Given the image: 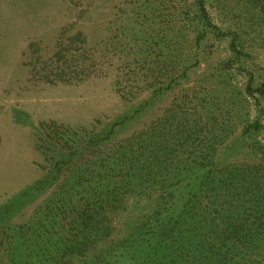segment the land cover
<instances>
[{
    "label": "rangeland",
    "instance_id": "rangeland-1",
    "mask_svg": "<svg viewBox=\"0 0 264 264\" xmlns=\"http://www.w3.org/2000/svg\"><path fill=\"white\" fill-rule=\"evenodd\" d=\"M204 1L215 25L241 33L238 56L231 35L204 23L200 0H0V264L14 263L15 231L57 189L40 180L61 124L117 123L114 143L150 136L160 158L193 165L164 192L131 194L113 214L111 239L174 191L199 197L195 213L201 204L222 227L229 211L235 223L253 222L255 189L264 193V96L246 89L264 84V38L247 24L245 0ZM204 165L222 182L218 192L207 180L193 186ZM240 249L264 261L249 242Z\"/></svg>",
    "mask_w": 264,
    "mask_h": 264
},
{
    "label": "trees",
    "instance_id": "trees-1",
    "mask_svg": "<svg viewBox=\"0 0 264 264\" xmlns=\"http://www.w3.org/2000/svg\"><path fill=\"white\" fill-rule=\"evenodd\" d=\"M245 1L238 6L245 10L246 20L250 16L247 24L252 21V28L264 38V0ZM199 6L207 26L219 35H231V48L238 56L241 33L221 30L213 23L204 0ZM246 90L264 96V84L256 89L248 84ZM52 129L58 136L48 141L54 164L48 177L40 181L48 179L58 186L27 230L21 226L15 231L11 245L17 257L13 264H264L253 255L241 254L240 249L242 243L249 242L255 256L261 250L264 255V193L256 189V214L251 224L237 217L235 223L228 210L222 227L215 219L208 220V211L204 213L201 204L195 213L199 197L186 190L171 191L172 199L161 202L134 231L121 239H111L113 214L126 206L131 194H143L148 189L164 192L176 176H191L193 165L160 158L150 136L132 138L121 145L114 143L117 123L90 130L62 124ZM209 168L202 166L201 177L193 186L199 188L207 180L210 190L218 192L222 182L211 178ZM88 256L90 262L85 260Z\"/></svg>",
    "mask_w": 264,
    "mask_h": 264
}]
</instances>
